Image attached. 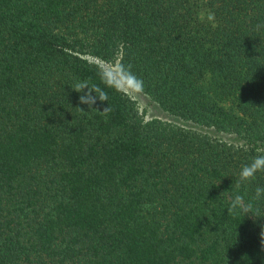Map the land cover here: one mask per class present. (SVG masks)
<instances>
[{"label": "trees", "instance_id": "1", "mask_svg": "<svg viewBox=\"0 0 264 264\" xmlns=\"http://www.w3.org/2000/svg\"><path fill=\"white\" fill-rule=\"evenodd\" d=\"M257 25L264 0H0V264H264V173L236 183L264 151ZM91 59L131 64L171 120Z\"/></svg>", "mask_w": 264, "mask_h": 264}, {"label": "clouds", "instance_id": "2", "mask_svg": "<svg viewBox=\"0 0 264 264\" xmlns=\"http://www.w3.org/2000/svg\"><path fill=\"white\" fill-rule=\"evenodd\" d=\"M208 19L210 21L215 20V14L209 13ZM264 25H257L259 29ZM98 74L100 76L101 82L105 85L106 88H112L116 91H123L127 89V93L132 95H141L144 92V81L142 78L138 77L132 71V65H125L123 63L115 64L113 62L109 67L103 68L97 66ZM78 93H81L79 101L81 104H87L90 109L93 108V105L96 104L97 98L100 101L108 102L107 93L101 89L98 85H91L87 81L77 82L73 87ZM81 111H84L80 108ZM110 111V106L104 108L102 113H107ZM257 173H264V151H259L252 158L250 163H247L242 166L239 172L238 179L236 181L237 185L242 183H251L256 179ZM252 200L261 201L264 200V186L258 185L255 189V194L252 197ZM229 215L234 214H243L254 215L253 214V203L251 200H246L243 194L237 193L230 202L229 207L227 208ZM264 236V233H262Z\"/></svg>", "mask_w": 264, "mask_h": 264}, {"label": "rangeland", "instance_id": "3", "mask_svg": "<svg viewBox=\"0 0 264 264\" xmlns=\"http://www.w3.org/2000/svg\"><path fill=\"white\" fill-rule=\"evenodd\" d=\"M95 62L99 63L103 68L109 67L112 63L111 62H103L97 59H91ZM117 64V62H115ZM125 93H127V89H123ZM133 101L136 103L138 110L142 114L145 120H150L154 117L162 118V119H170L160 108L155 106L154 104L150 103L149 98L143 93L141 95H132L128 94ZM171 120V119H170Z\"/></svg>", "mask_w": 264, "mask_h": 264}]
</instances>
